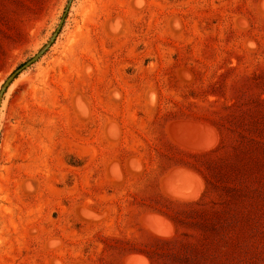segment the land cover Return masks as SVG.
<instances>
[{
  "label": "rangeland",
  "instance_id": "1",
  "mask_svg": "<svg viewBox=\"0 0 264 264\" xmlns=\"http://www.w3.org/2000/svg\"><path fill=\"white\" fill-rule=\"evenodd\" d=\"M141 249L264 264V0H0V264Z\"/></svg>",
  "mask_w": 264,
  "mask_h": 264
},
{
  "label": "trees",
  "instance_id": "2",
  "mask_svg": "<svg viewBox=\"0 0 264 264\" xmlns=\"http://www.w3.org/2000/svg\"><path fill=\"white\" fill-rule=\"evenodd\" d=\"M218 149H212V150H207V151H204V152H197V153H189L191 155V159H194V160H191L187 157L183 158H179L178 160H176V162H174V165L173 166H186V167H189L197 172H201L199 167L197 166V164L195 163L199 158L201 157H204V156H207V155H210L214 152H216ZM112 183V182H111ZM207 187H209V183L207 181ZM163 198V200L167 201L168 203L170 204H173V205H181V206H193V205H199L201 203V199L202 197L199 199V200H196V201H177V200H173V199H170V198H167L165 196H161ZM93 209L97 210V211H100L103 210V209H99L97 206H92ZM147 211H155V212H159L163 215H165L166 217H168L176 226L177 230L179 231V235L182 234L184 236H186L185 233H180V229H181V220H179L176 216H174L173 214L169 213V211H167L165 208H155V207H148L146 208L144 212H147ZM153 239L155 240H159V241H163V242H170L173 240L172 239H164V238H160V237H156V236H152ZM132 252H139V253H142L144 254L145 256L148 257V259L151 261V264H154V258L152 256V254L149 252V251H146V250H131V251H127V253H132Z\"/></svg>",
  "mask_w": 264,
  "mask_h": 264
},
{
  "label": "water",
  "instance_id": "3",
  "mask_svg": "<svg viewBox=\"0 0 264 264\" xmlns=\"http://www.w3.org/2000/svg\"><path fill=\"white\" fill-rule=\"evenodd\" d=\"M64 16H63V19L62 20H64ZM60 27H61V25L59 26V28L57 29V32H59V29H60ZM57 32H56V34H57ZM56 34L54 35V37H53V39L47 44V46L44 48V50L43 51H45L46 50V48H48L51 44H52V42H53V40H54V38H55V36H56ZM37 57L38 56H35V57H33V58H31L30 60H28L27 62H25L22 66H20L19 68H17L10 76H9V78L6 80V82H5V84H4V87L5 86H7V85H9L11 82H12V80L22 71V70H24L25 68H27L28 66H30L32 63H34L35 61H36V59H37Z\"/></svg>",
  "mask_w": 264,
  "mask_h": 264
},
{
  "label": "flooded vegetation",
  "instance_id": "4",
  "mask_svg": "<svg viewBox=\"0 0 264 264\" xmlns=\"http://www.w3.org/2000/svg\"><path fill=\"white\" fill-rule=\"evenodd\" d=\"M23 64H24V63H23ZM23 64H22V65H23ZM22 65H21V66H22ZM19 67H20V66H19ZM19 67H18V68H19Z\"/></svg>",
  "mask_w": 264,
  "mask_h": 264
},
{
  "label": "bare ground",
  "instance_id": "5",
  "mask_svg": "<svg viewBox=\"0 0 264 264\" xmlns=\"http://www.w3.org/2000/svg\"><path fill=\"white\" fill-rule=\"evenodd\" d=\"M176 190V189H175ZM183 190V189H182ZM186 190V189H185ZM184 191V190H183Z\"/></svg>",
  "mask_w": 264,
  "mask_h": 264
}]
</instances>
